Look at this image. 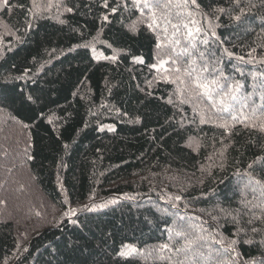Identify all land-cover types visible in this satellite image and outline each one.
<instances>
[{"label":"trees","instance_id":"obj_1","mask_svg":"<svg viewBox=\"0 0 264 264\" xmlns=\"http://www.w3.org/2000/svg\"><path fill=\"white\" fill-rule=\"evenodd\" d=\"M108 2L106 9L103 0H60V8L42 17L30 14L32 0H10L13 7L0 8V264H195L190 259L194 251L206 255L209 248L220 247L209 237L217 228L209 212L242 210L243 200L256 203L254 197L261 196L259 190L244 189L247 178L241 181L237 173L243 175L255 157L264 156V132L259 131L264 0H200L204 13L210 3L226 11L216 13L217 19L177 17L173 9L172 20L181 25L178 36L172 37L175 30L167 26L169 37L181 43L169 44L165 55L175 47L183 57L179 67L194 61L193 75L207 65L204 77L223 71L229 83L239 82L227 112L213 111L202 97L178 108L168 104L176 85L154 80L157 71L149 67L156 63L160 30L153 33L138 23L135 33L128 31L140 13L123 8L112 13L118 0ZM236 15L240 21L232 20ZM212 26L219 39L209 37L205 45L204 31ZM93 37L91 48L79 46ZM114 49L117 59H105ZM134 56L145 63H134ZM165 67L175 66L169 61ZM29 95L34 103L25 99ZM200 110L209 122L200 123ZM225 122L228 131L218 126ZM189 137L199 141L198 151L188 147ZM222 141L228 145L223 160L214 156L209 161ZM213 162L224 167H213L212 175L200 171ZM256 172L264 178L259 167ZM92 201L114 203L82 210ZM69 208L77 210L75 216L65 215ZM219 224L221 235L231 239L233 224L223 219ZM257 227L264 225L257 222ZM176 231L204 239L191 251L176 252L184 244ZM250 236L255 244L241 243L237 249L255 262L264 255V245L261 235ZM165 243L171 251H154ZM123 244L137 251L117 257Z\"/></svg>","mask_w":264,"mask_h":264},{"label":"snow or ice","instance_id":"obj_2","mask_svg":"<svg viewBox=\"0 0 264 264\" xmlns=\"http://www.w3.org/2000/svg\"><path fill=\"white\" fill-rule=\"evenodd\" d=\"M235 2V0H234ZM13 7L10 4V0H0V8L2 9H9ZM60 8L61 3L60 0H32L31 8L29 12L34 17H42L44 13L50 12L53 8ZM103 7L109 8L108 0H103ZM123 8L125 11L130 9H135L140 13V16L137 17V20L132 21L131 24L127 26L128 31L135 33L137 30V25L144 24L149 31L156 33L159 29L161 34L156 35V45H155V56L154 59L156 63L150 64L149 67L151 69H155L157 71V76L154 77V80H163L165 83L175 84L176 88L174 89L173 93L170 95L167 103L173 105L174 107H179V105H183L186 103H190L195 99L204 98L207 99L213 111H222L227 112L229 111L230 105L228 104V100L235 99V93L239 90L240 84L238 81L234 83H229V78L225 76L223 71H220L218 75L213 76L211 79L203 76V73L209 72V68L207 65H204L199 73L193 75L196 72V69L192 67L194 61L189 62V66L185 68L179 67V64L182 62L183 57L176 55L175 47L172 48L171 54L165 55V50L169 47V44L172 45H180L179 38H171L168 35V25H171V28L175 31L172 33V37H177L180 31V23H174L172 20V11L176 9V16L180 17L181 15H185L187 17H192L194 14L204 15L206 18L215 17L216 13H224L226 10L222 7H212L211 3L208 5L209 13H204L203 6L200 0H131V4L127 3V0H118L115 6H111V12L116 13L119 9ZM145 9H147V14L145 13ZM66 12H72L73 9L70 7H66L64 9ZM243 13H241L242 15ZM241 15H236L232 17L234 21H240ZM218 19V17H215ZM59 23L64 24L65 21L60 20L59 16L56 17ZM104 21L108 20V16L104 15L102 17ZM209 24H211V19L208 20ZM190 23L195 24V20H190ZM6 27V26H5ZM183 27L188 29L187 35L189 37L192 36V30L188 28V24H183ZM215 27H209L206 31H204V39L203 43L205 45L209 44V37L213 39H219L216 36ZM197 32L203 31L201 28H196ZM9 35H12L10 31L8 32ZM97 40V37H93L92 41H85L82 45H79L83 48H91L93 42ZM194 47V45H191ZM111 47V45H109ZM94 50V49H93ZM11 51V48L8 49ZM117 50H113V55L111 57H105V59H109L111 61H115L117 59L116 55ZM183 53H187L191 56L189 52V47L182 48ZM222 52L224 55L228 57H232L233 53L229 51L227 48H223ZM201 56L204 53L200 54ZM251 55V54H249ZM94 59L97 57H93ZM237 59L242 60L243 57H237ZM171 61V64L175 67L171 69L166 68L165 65ZM133 62L136 64H144L145 61L140 56H134ZM219 61H217L218 63ZM264 63V61H261ZM163 70V71H161ZM239 71V69H236ZM27 71V70H26ZM215 71V69H213ZM188 77V79H185ZM23 77H16L15 79H22ZM153 81H148L149 87H151ZM150 94V93H149ZM215 94V96L213 95ZM75 95V93H74ZM29 102H33V97L31 95L25 98ZM178 101V104H177ZM199 108V105L194 107V110ZM255 109H253V116H255ZM200 115V123H207L208 120L205 119V114L203 110L198 112ZM242 115V114H241ZM236 116H232V120H236ZM245 119H248L245 117ZM51 122V120H49ZM136 122H139L137 120ZM228 131V124L221 123L218 125ZM247 127H256L255 124L246 125ZM26 127V125H25ZM111 130V129H110ZM259 131L264 132V113L261 116V123L259 125ZM222 143V148L218 151V153L214 152L212 155L208 156L207 159L209 161H213L214 156H218L219 159L222 161L225 153L228 149V145ZM188 147L192 149V151H198L201 147L199 141L196 139L189 137L188 140ZM213 167H220L221 169L224 167L223 163L216 164L215 162L210 163L207 166L201 165L200 171L205 172L207 171L209 175H212L211 169ZM259 167L261 172H264V156H257L253 159L251 163L247 165L245 172L241 175L239 172L237 173L240 176L241 181H245V177L247 178L244 182V189L255 194L257 190L260 191L261 196L257 199L256 203L250 200H243V209L236 210V211H229L224 208H217L215 211L218 215H213L212 212H209V216L212 220L217 222V228L213 229L212 233H209V237L214 240L216 245H219V248H209L207 250V254L200 252L198 250L193 252V256L190 258L195 261V264H201V257L204 260H207L209 264H264V255L260 257L259 260L255 262L253 260H245L240 251L237 249L238 244H255L254 239L251 234H259L261 235L260 244L264 245V227H257V222L261 225H264V178H262L257 172L256 169ZM202 182V181H201ZM172 199V198H169ZM176 200L180 199V196L175 197ZM114 203V201H107L105 203H95L92 201L88 205H84V211H94L98 208L106 207L107 204ZM258 210V211H257ZM76 209H71L65 213L66 216H75ZM247 217V219H245ZM220 219H223L225 223L231 222L235 227V232L232 233V238L229 239L227 237H223L221 233L218 231L220 224ZM73 224L76 223L75 220L72 221ZM207 223V221L205 222ZM244 225H247L245 227ZM211 227V225H209ZM199 231H207L202 227L198 229ZM169 231H174L173 229H169ZM175 234L181 237L184 240V244L180 248H176V252H187L194 249L197 241L203 240L204 237L195 236L189 238V234L184 231H176ZM75 243V242H73ZM171 251L172 249L169 247V244H161L158 249L154 251L158 253H163L164 251ZM27 251V249H25ZM137 249L131 245L123 244L119 251L115 253L117 257L126 258L127 256L131 255L132 253L136 252ZM150 254V253H149ZM227 255L228 259H222ZM161 259L164 257L161 255ZM180 264H184L183 261Z\"/></svg>","mask_w":264,"mask_h":264},{"label":"bare ground","instance_id":"obj_3","mask_svg":"<svg viewBox=\"0 0 264 264\" xmlns=\"http://www.w3.org/2000/svg\"><path fill=\"white\" fill-rule=\"evenodd\" d=\"M28 260V259H27ZM81 264V263H80Z\"/></svg>","mask_w":264,"mask_h":264}]
</instances>
